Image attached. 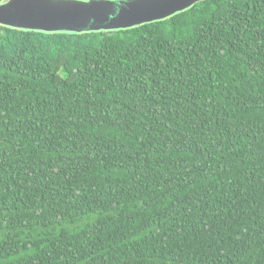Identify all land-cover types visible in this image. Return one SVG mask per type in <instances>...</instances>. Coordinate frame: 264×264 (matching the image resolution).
I'll use <instances>...</instances> for the list:
<instances>
[{"label": "trees", "instance_id": "trees-1", "mask_svg": "<svg viewBox=\"0 0 264 264\" xmlns=\"http://www.w3.org/2000/svg\"><path fill=\"white\" fill-rule=\"evenodd\" d=\"M0 264H264V0L0 26Z\"/></svg>", "mask_w": 264, "mask_h": 264}, {"label": "water", "instance_id": "water-1", "mask_svg": "<svg viewBox=\"0 0 264 264\" xmlns=\"http://www.w3.org/2000/svg\"><path fill=\"white\" fill-rule=\"evenodd\" d=\"M203 0H0V26L45 33L118 31L158 22Z\"/></svg>", "mask_w": 264, "mask_h": 264}]
</instances>
